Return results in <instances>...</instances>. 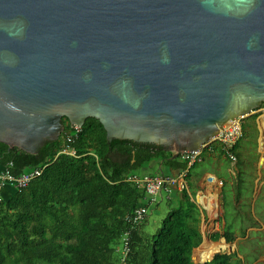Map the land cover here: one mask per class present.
I'll use <instances>...</instances> for the list:
<instances>
[{"label": "water", "instance_id": "obj_1", "mask_svg": "<svg viewBox=\"0 0 264 264\" xmlns=\"http://www.w3.org/2000/svg\"><path fill=\"white\" fill-rule=\"evenodd\" d=\"M262 104L264 0H0L8 151L94 118L176 159Z\"/></svg>", "mask_w": 264, "mask_h": 264}, {"label": "trees", "instance_id": "obj_2", "mask_svg": "<svg viewBox=\"0 0 264 264\" xmlns=\"http://www.w3.org/2000/svg\"><path fill=\"white\" fill-rule=\"evenodd\" d=\"M64 119L59 138L36 154L8 151L0 143L1 170L11 163L10 174L20 176L43 168L10 200L0 203V264H194L192 252L202 243L201 218L186 190L153 230L144 222L132 231L127 255L120 254L127 218L144 198V189L127 179L141 177L138 171L160 162L181 170L187 164L182 155L172 159L174 151L131 141L108 142L104 127L94 118L86 119L78 133ZM65 149L74 156L62 153ZM219 154L223 155L221 148ZM243 166L238 159L241 171L234 183L238 191L246 186L251 193L252 182L244 180ZM225 187L222 184V195ZM209 238L234 242L227 223ZM234 257L219 253L203 264H231Z\"/></svg>", "mask_w": 264, "mask_h": 264}, {"label": "rangeland", "instance_id": "obj_3", "mask_svg": "<svg viewBox=\"0 0 264 264\" xmlns=\"http://www.w3.org/2000/svg\"><path fill=\"white\" fill-rule=\"evenodd\" d=\"M262 116H264V104L260 109L251 112L250 115L238 118L241 128H243V137L239 146L241 149L235 152V156L244 164V180L252 182L251 193H249L250 188L245 189V185V188L237 190L234 181L241 168L237 167L236 160H230L219 154L218 142H211L197 157L196 164L191 171L192 179L199 180L204 177L207 186L205 189L198 186L196 192L200 190L204 194L216 193L219 197V207L210 219L207 218L208 214L205 215L206 220L200 229L204 238L192 252L194 263H206L212 259L214 253L210 255L209 260L203 261L204 259H199L196 256L195 251L204 242L208 245L210 235L221 232L227 223L231 226L234 242L227 243L224 238H220L212 244V246H217L220 243L224 245V247H217L216 253L235 254L237 257L233 258L231 264H264V134L258 126V122L261 120L259 118ZM63 122H65L64 118H62ZM210 145L214 149L213 152L209 151ZM155 172L147 168L138 171V175L147 176ZM209 178H211L210 182L207 181ZM222 183L226 185L223 195L221 193ZM11 186L15 194L17 188ZM235 191L240 194L238 195ZM158 205H161V208L156 215L149 218V226H153L163 217L161 210L164 208V203L160 202ZM225 216L228 221L225 220Z\"/></svg>", "mask_w": 264, "mask_h": 264}, {"label": "built area", "instance_id": "obj_4", "mask_svg": "<svg viewBox=\"0 0 264 264\" xmlns=\"http://www.w3.org/2000/svg\"><path fill=\"white\" fill-rule=\"evenodd\" d=\"M238 118L226 128L223 126V130L220 131L214 139H211L207 144L202 145L198 152L183 154L182 158L186 160L187 164L179 170L176 176H168L160 173L154 176L141 177L133 175L127 179V181L137 184L144 189V198L141 201V204L136 206L133 213L127 219L129 227L128 230L123 233L121 239L122 244L120 254L122 258L127 255L129 250V245L131 243L130 233L139 228L145 222L149 212L154 209L160 201L161 194L171 192L172 190L182 191L185 189L187 177L189 176L192 167L196 164L197 157L207 145L211 144L213 141L218 142L219 147L223 151L224 157L237 161L234 149L238 141L243 137V128H241ZM76 132H79V128H76ZM71 140L72 138L69 137L68 141ZM213 150L214 149L210 145L209 151L212 152ZM62 153L74 156V152L71 149H65ZM11 166V163L8 164L0 172V203L3 200L2 189L4 184H11L17 189L23 188L27 186L35 177L39 176L43 170V168L36 169L31 173L14 176L10 174L9 171Z\"/></svg>", "mask_w": 264, "mask_h": 264}, {"label": "crops", "instance_id": "obj_5", "mask_svg": "<svg viewBox=\"0 0 264 264\" xmlns=\"http://www.w3.org/2000/svg\"><path fill=\"white\" fill-rule=\"evenodd\" d=\"M160 163L152 164L148 168V169H151L153 171H156L152 175H155L156 173H158V174L162 173V174L168 175V176H176L178 174L179 170H174V169H171V168H168V167H163V164H162V166L160 168L159 167ZM1 167L2 166H0V172L2 171ZM193 167H192V169H193ZM192 169H191V171H192ZM191 171L189 173V176L187 177L186 187H185L184 190H186V192L189 193L191 202H193L196 205V207H197V209L199 211L200 218H201L200 227H202L203 223L206 220L205 215L208 214L207 218L210 219L211 215H212V212H213V209L208 207L209 203L213 202L215 200L216 206H215L214 210L216 211V209L219 207V197L214 192L213 193H208V194H204L200 190H198L196 192V190L198 189V186H201V189H205L207 185H206V182L204 181V177H201L199 180H197V179L193 180L192 176H191ZM152 175H147V176H152ZM195 177H197V176H195ZM209 180H211V178L207 179V181H209ZM222 184H221V186H222ZM182 191L172 190L171 192L161 194L160 201L158 202V204L160 202L164 203V208L161 210V215L164 216L167 213V211L169 210V208H173L175 206L177 201L181 199V194H182L181 192ZM2 194H3V200L11 199L13 194H14L13 190H12V186L10 184H4L3 189H2ZM8 195H9V197H8ZM158 204H157L158 207L157 206L154 207V209H152L149 212L148 216L146 217V221H145L144 225L149 230H153L154 227L159 222L157 220L158 222H156L153 226H149L148 225L149 218L152 215H156V213H158L159 209L161 208V205H158ZM203 238H204V236H202V239ZM208 243H209L208 245H210V246H212V244H214V242L212 243L211 239H210V242L208 241Z\"/></svg>", "mask_w": 264, "mask_h": 264}, {"label": "bare ground", "instance_id": "obj_6", "mask_svg": "<svg viewBox=\"0 0 264 264\" xmlns=\"http://www.w3.org/2000/svg\"><path fill=\"white\" fill-rule=\"evenodd\" d=\"M259 119L261 120L258 122V126L264 134V116L260 117ZM215 206H216L215 200L213 202H210L208 205L209 208L213 209L212 215L215 214V210H214ZM217 247H224V245L220 243L217 246H214V245L210 246V245L203 243V245L195 251V254L199 259H204L203 261H206L211 258L210 255H212L213 253H216ZM198 261H202V260H198Z\"/></svg>", "mask_w": 264, "mask_h": 264}, {"label": "flooded vegetation", "instance_id": "obj_7", "mask_svg": "<svg viewBox=\"0 0 264 264\" xmlns=\"http://www.w3.org/2000/svg\"><path fill=\"white\" fill-rule=\"evenodd\" d=\"M63 123H64V122H63ZM63 123H62V124H63ZM112 157H113L115 160L117 159L116 156H115L114 154H112ZM119 160H120V159L118 158L117 161H119Z\"/></svg>", "mask_w": 264, "mask_h": 264}]
</instances>
